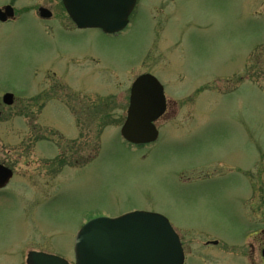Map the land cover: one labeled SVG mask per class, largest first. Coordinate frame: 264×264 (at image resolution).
<instances>
[{
    "label": "rangeland",
    "instance_id": "obj_1",
    "mask_svg": "<svg viewBox=\"0 0 264 264\" xmlns=\"http://www.w3.org/2000/svg\"><path fill=\"white\" fill-rule=\"evenodd\" d=\"M60 2L15 0L16 19L0 22V91L30 96L48 65L84 97L63 90L76 115L54 105L50 122L0 117L16 174L0 194V264H25L30 250L73 264L84 223L135 210L168 219L184 264H264L244 245L251 193L264 194V0H137L111 35L76 29ZM144 72L169 114L154 142L133 145L120 136L121 107ZM15 102L7 114L20 113Z\"/></svg>",
    "mask_w": 264,
    "mask_h": 264
},
{
    "label": "water",
    "instance_id": "obj_2",
    "mask_svg": "<svg viewBox=\"0 0 264 264\" xmlns=\"http://www.w3.org/2000/svg\"><path fill=\"white\" fill-rule=\"evenodd\" d=\"M69 17L79 28H100L116 33L128 22L135 0H62ZM46 16V9H39ZM13 8H0V20ZM7 99L10 95H7ZM165 109L163 87L151 74L139 75L130 89L129 106L120 134L131 144L157 138L154 121ZM75 264H183L179 236L168 219L156 212L131 211L117 217H96L87 221L74 241ZM264 257V248L262 249ZM27 264H69L44 252L30 251Z\"/></svg>",
    "mask_w": 264,
    "mask_h": 264
},
{
    "label": "flooded vegetation",
    "instance_id": "obj_3",
    "mask_svg": "<svg viewBox=\"0 0 264 264\" xmlns=\"http://www.w3.org/2000/svg\"><path fill=\"white\" fill-rule=\"evenodd\" d=\"M15 0H11V2L4 4L2 6H0L1 10H4V8L7 5H10L13 8V12L14 14H12V17H8L6 20H10V19H16L17 17V7L14 5L16 3L13 4ZM61 4V2H60ZM137 6V0L135 2V6L134 8ZM43 7L46 9V16H41L40 15V11L39 8ZM53 11L50 10L47 7L44 6H38L37 7V14L40 17L41 20L46 21V20H52L55 19L57 21V18L53 17ZM59 19H61V17H59ZM69 19V18H68ZM1 21L0 22H4ZM71 25L73 27H75L76 29H78V27L69 19ZM58 22V21H57ZM59 24V22H58ZM117 34V33H115ZM84 62L81 63L80 66H83ZM46 68V69H45ZM44 71L42 72V76L40 78V80L38 81V85L35 87V89L32 91L33 93L30 96H18V94H16L14 91H10V90H3L0 91V104L2 105L0 108V117H8V118H13V117H17L18 115H20L21 117L23 116L25 118L26 121H34L37 118L38 119H43V120H48L50 122V119L46 116V112L47 109L49 107H53L54 105H60L63 108H65L69 115L73 114L76 115V113L74 112V110L68 106H64L62 105V92L63 90H65V93L71 95V96H75L78 97L80 99H83L84 97L79 95L78 93H73L71 90H68V87L66 88V81L63 79L62 75H59L57 72H55L54 70L50 69L48 65L44 66ZM82 75H81V82H82ZM137 78V75L134 77L133 81ZM132 81V82H133ZM132 84V83H131ZM71 85V84H70ZM131 86V85H130ZM74 89L77 90L76 86L74 87ZM39 90V91H38ZM130 90V88H129ZM38 91V92H37ZM37 92V93H36ZM36 93V96H35ZM10 94V98H6L7 95ZM26 98V99H25ZM32 99L33 103H29L27 102V100ZM16 100H18V102H20V113H17V111H15L14 113L12 112H8V114L5 112V107L8 106H12L14 105L16 102ZM125 101V100H124ZM129 105V95H128V103L123 102L122 103V114L123 119H125L126 117V112H127V107ZM168 105H169V101L166 99L165 101V110L162 113V115L158 118V120L162 119L164 116H167L169 113L168 111ZM36 108V110L38 109V112H36L35 114H33L32 112H26V111H33V108ZM13 108V107H12ZM4 109V110H3ZM86 109H89L88 106L86 105ZM90 109H93V106L91 104ZM72 111V112H69ZM118 116V115H117ZM157 120V121H158ZM8 121V120H7ZM6 121V122H7ZM6 132V131H4ZM7 134L0 136V194H4L7 192V189L12 185L13 180L16 176L15 174V170H14V166H13V160H12V154H11V145H12V137H13V132L12 130L7 131ZM43 134V133H40ZM45 134V133H44ZM250 187L252 188V185H250ZM250 208L251 211L250 213V218H251V230H250V234L248 235L249 238H252V240H250V242H246L244 243L245 247L247 249H249L250 254L253 255L255 254V252L258 249V259L259 261H264V257L262 256V249L264 248V194H258V196H255L254 194L251 193V197H250ZM254 229V230H252ZM183 245V243H182ZM183 250H184V246H183ZM3 253V252H2ZM0 253V255L2 254ZM5 253H7V251H5ZM185 250H184V255H185ZM27 255V254H26ZM26 260V258H25ZM25 263V262H24ZM8 264V260L7 263ZM9 264H11V261H9Z\"/></svg>",
    "mask_w": 264,
    "mask_h": 264
}]
</instances>
